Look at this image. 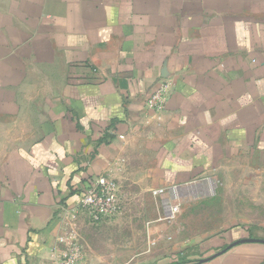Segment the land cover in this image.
I'll return each mask as SVG.
<instances>
[{"label": "crops", "instance_id": "1", "mask_svg": "<svg viewBox=\"0 0 264 264\" xmlns=\"http://www.w3.org/2000/svg\"><path fill=\"white\" fill-rule=\"evenodd\" d=\"M225 169L264 176V0H0V264H52L98 177L169 202ZM248 238L186 264H264Z\"/></svg>", "mask_w": 264, "mask_h": 264}, {"label": "rangeland", "instance_id": "2", "mask_svg": "<svg viewBox=\"0 0 264 264\" xmlns=\"http://www.w3.org/2000/svg\"><path fill=\"white\" fill-rule=\"evenodd\" d=\"M243 173L221 170L181 188L169 202L139 185L128 186L130 195L122 197L117 215L100 224L78 222L86 264H186L207 253L202 244L224 231L264 226V176L244 179ZM168 204L179 207L172 219Z\"/></svg>", "mask_w": 264, "mask_h": 264}, {"label": "built area", "instance_id": "3", "mask_svg": "<svg viewBox=\"0 0 264 264\" xmlns=\"http://www.w3.org/2000/svg\"><path fill=\"white\" fill-rule=\"evenodd\" d=\"M171 82L163 81L150 95L147 106L159 112L165 108L171 91ZM157 191V193H162ZM168 219L178 212L177 205L168 204ZM122 209L121 189L118 182L108 176L92 180L83 190L77 206L65 212L64 228L51 251L52 264H86V253L76 230L81 215H87L89 223L100 224L117 215Z\"/></svg>", "mask_w": 264, "mask_h": 264}, {"label": "water", "instance_id": "4", "mask_svg": "<svg viewBox=\"0 0 264 264\" xmlns=\"http://www.w3.org/2000/svg\"><path fill=\"white\" fill-rule=\"evenodd\" d=\"M256 242L264 244V240L248 238V239H243L241 241L234 243L231 247L238 245V244H241V243H256ZM204 261H206V260H202L200 262H204Z\"/></svg>", "mask_w": 264, "mask_h": 264}, {"label": "bare ground", "instance_id": "5", "mask_svg": "<svg viewBox=\"0 0 264 264\" xmlns=\"http://www.w3.org/2000/svg\"><path fill=\"white\" fill-rule=\"evenodd\" d=\"M177 194V193H176Z\"/></svg>", "mask_w": 264, "mask_h": 264}]
</instances>
